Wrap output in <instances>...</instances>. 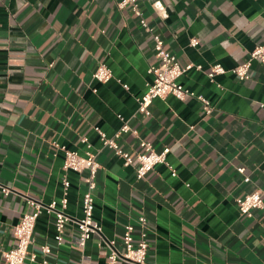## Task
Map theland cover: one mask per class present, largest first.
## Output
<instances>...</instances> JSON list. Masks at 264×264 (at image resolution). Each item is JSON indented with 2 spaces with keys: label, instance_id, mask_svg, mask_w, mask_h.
<instances>
[{
  "label": "crops",
  "instance_id": "obj_1",
  "mask_svg": "<svg viewBox=\"0 0 264 264\" xmlns=\"http://www.w3.org/2000/svg\"><path fill=\"white\" fill-rule=\"evenodd\" d=\"M120 1L0 0V185L11 190L0 187V264H8L3 253L16 244L28 198L60 202L64 177L65 240L55 239V214L42 213L30 247L37 259L27 264L81 263L75 238L85 173L64 170L63 149L90 151L101 165L94 191L101 230L85 249L89 264H107L108 241L124 252L128 224L138 241L141 216L147 264H264V212L241 215L236 202L256 191L264 198V63L254 61L247 80L232 73L264 44V0H138L166 49L194 65L179 82L211 102L209 115L198 99L174 96L155 99L149 115L139 111L160 61L152 36ZM100 64L113 72L107 83L93 79ZM217 64L227 72L209 78ZM120 117L131 128L117 138L121 148L135 157L143 140L157 152L169 147L168 165L138 179L137 164L105 148L97 128L114 137Z\"/></svg>",
  "mask_w": 264,
  "mask_h": 264
},
{
  "label": "built area",
  "instance_id": "obj_2",
  "mask_svg": "<svg viewBox=\"0 0 264 264\" xmlns=\"http://www.w3.org/2000/svg\"><path fill=\"white\" fill-rule=\"evenodd\" d=\"M118 7L124 9L130 7L134 14L139 17L141 26L147 31L154 40V49L159 58V64L150 68V73L153 75L151 83L147 84L146 93L138 99L139 111L146 115L150 114L149 107L155 99H164L168 96H174L179 100H185L188 98L198 99L206 114L213 112L211 102L203 96H197L189 89L185 88L180 82V78L189 70L194 68V65L189 64L183 66L178 58L171 54L165 47L163 38L149 26L147 20L144 18L142 10L138 0H121L118 2ZM156 12L159 16L163 17L165 9L161 6L156 8ZM198 41L193 39L191 46L196 47ZM254 61L264 63V44L257 45L250 53L249 58L241 65L232 70L237 78L240 80H247L250 78V72ZM200 69V66H197ZM227 70L220 64L213 65L208 72L209 78L225 74ZM113 77L112 70L104 65L100 64L93 74V79L99 83H107ZM127 89V85H124ZM123 122L121 129L115 134L114 137H108L102 130L97 128L100 139L105 148L112 150L116 155L122 157L126 166H136V174L138 179L144 178L148 173L154 170L159 164H167V156L171 149L165 148L162 152H157L153 148L152 144L147 141H141L142 152L138 153L135 157H132L127 151L123 150L117 138H120L123 134H127L131 131L130 126L123 117H120ZM87 144L88 149L91 145L87 138L82 140ZM56 147L59 148L57 144ZM65 153L64 170L74 171L77 173H85L83 178L87 190L83 196V215L77 220L78 223V236L75 238V243L81 251V263L89 264L87 257L85 256V249L93 234L100 232V225L94 219L95 199L94 191L97 187L96 179L101 165L97 160L95 154L87 151L85 155H80L76 151L63 149ZM239 172L245 174V169H239ZM173 174L176 175L175 171ZM250 180L249 176L245 177V181ZM70 181L67 177L63 178L64 196L60 202L52 201L50 204H44L36 201L33 198H28L29 210L23 215L21 221L16 225L14 229V237L16 244L13 249L3 253V259L8 264H27V261H36L37 256L30 252V247L34 242V231L36 228L37 220L42 213L55 214V227H56V241L61 245L67 234V223L70 221V217L66 214L68 208V195L70 190ZM2 187V192L8 195L11 190L7 187ZM239 212L241 215L251 216L253 211L262 210L264 212V198L260 191L245 195L244 197L237 198L236 200ZM58 204L60 208H58ZM138 225L141 228L139 232V240H136V227L133 224H128L123 237L124 252H120L115 247V241H108L107 247L110 250L107 264H118L120 261H124L132 264H147L148 255V234L147 219L144 216L139 217ZM45 253H50L49 247H43Z\"/></svg>",
  "mask_w": 264,
  "mask_h": 264
}]
</instances>
